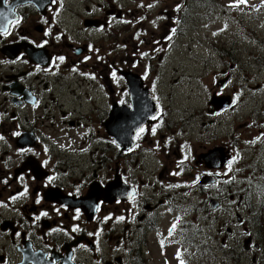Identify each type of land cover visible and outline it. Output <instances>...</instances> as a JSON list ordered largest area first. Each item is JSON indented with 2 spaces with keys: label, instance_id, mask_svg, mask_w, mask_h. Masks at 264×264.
<instances>
[{
  "label": "flooded vegetation",
  "instance_id": "af4514ba",
  "mask_svg": "<svg viewBox=\"0 0 264 264\" xmlns=\"http://www.w3.org/2000/svg\"><path fill=\"white\" fill-rule=\"evenodd\" d=\"M93 1L81 13L66 0H0V264H150L152 247L155 264H188L177 258L197 231L177 236L179 163L144 169L161 159L151 137L179 149L169 108L153 66L112 55L134 24L128 6ZM161 43L141 35L133 47L148 57ZM131 77L157 111L123 148L113 119L133 106Z\"/></svg>",
  "mask_w": 264,
  "mask_h": 264
},
{
  "label": "rangeland",
  "instance_id": "374dc122",
  "mask_svg": "<svg viewBox=\"0 0 264 264\" xmlns=\"http://www.w3.org/2000/svg\"><path fill=\"white\" fill-rule=\"evenodd\" d=\"M66 1L81 13L85 4L93 11L101 2ZM129 1L115 3L121 9L128 6L134 24L128 35L117 34L112 55L129 62L140 58V69L153 66L156 91L169 108L168 121L176 130L182 155H173L178 153L176 144L170 146L173 141L155 135L151 139L161 159L151 155L144 169L150 173L169 162L179 163L177 187L185 190L176 194L178 213L184 217L177 236L183 237V228L188 234L197 231L184 259L188 264H264V0H165L166 6H157L154 0ZM235 1L239 6L233 5ZM160 11L174 20L158 31L165 20ZM172 27L176 32L164 42ZM103 35L98 31L94 39ZM141 35L154 40L163 36L160 50L144 57L139 48L144 46L133 47ZM135 67L138 64L129 65L133 71ZM213 95L224 104L231 97L234 107L214 112ZM213 148H223L230 159L222 169L208 172L197 157ZM212 173L218 175L216 183L198 185V179ZM155 254L159 259L152 247L150 264H155Z\"/></svg>",
  "mask_w": 264,
  "mask_h": 264
},
{
  "label": "water",
  "instance_id": "95a60500",
  "mask_svg": "<svg viewBox=\"0 0 264 264\" xmlns=\"http://www.w3.org/2000/svg\"><path fill=\"white\" fill-rule=\"evenodd\" d=\"M131 81L133 83V84L131 83V86L133 88L132 93L134 92V95H135V97H132L133 106L131 110L126 114H123L122 112L121 113L115 112L114 119H113V122H114L113 130H114L115 141L117 142V144L121 145L123 148L128 147L127 144H124V143L128 141H132V138L135 132L138 131L144 125V123L146 122L148 118H150V116L152 118V116H154L157 111L156 107L154 106L155 103L153 104L150 101V99L147 97L148 96L147 93L146 92L143 93V91L141 90L142 88L141 83H139V81L136 80L134 77H131ZM134 83H136V85ZM143 102L145 103L142 105ZM218 102H219V99H215V97H212V100L210 103L213 104L215 110H219L220 108H222L225 105L227 106L228 104L227 101L225 102V104L218 103ZM140 105L142 106L140 107ZM121 117H125L124 123H123L125 130H123L120 133L118 129L122 127V122L120 124ZM116 120L119 121V123H117ZM128 122L129 124H128V130H127ZM227 160H228V157L225 156L223 148H213L212 150H209L207 153L200 155L198 158V162L203 161L205 166L209 169H220L227 162ZM209 182H213V178L205 177L200 180V183H203V184L209 183Z\"/></svg>",
  "mask_w": 264,
  "mask_h": 264
},
{
  "label": "snow or ice",
  "instance_id": "6c2138e0",
  "mask_svg": "<svg viewBox=\"0 0 264 264\" xmlns=\"http://www.w3.org/2000/svg\"><path fill=\"white\" fill-rule=\"evenodd\" d=\"M241 2H244V0H241ZM60 59L63 60V57H60ZM113 75H115L114 72H113ZM139 131H140V132H143L144 129L141 128ZM154 132H155V128L153 129V133H154ZM230 163H231V162H230ZM50 179H51V178H50ZM37 202H38V201H37ZM42 215H46V213H42ZM38 218H39V217H37V219H38ZM120 219H123V218L121 217ZM172 228L175 229V225H173ZM74 230H75V229H74ZM170 234H171V230H170Z\"/></svg>",
  "mask_w": 264,
  "mask_h": 264
},
{
  "label": "bare ground",
  "instance_id": "6f19581e",
  "mask_svg": "<svg viewBox=\"0 0 264 264\" xmlns=\"http://www.w3.org/2000/svg\"><path fill=\"white\" fill-rule=\"evenodd\" d=\"M248 238H251V236H248ZM258 246V250L260 249V247H261V245L260 244H257ZM231 250L230 251H233V249L232 248H230ZM260 253H261V249H260ZM232 254V253H231ZM226 256H227V258L229 259L230 258V252H227V254H226ZM234 260H232V262H233Z\"/></svg>",
  "mask_w": 264,
  "mask_h": 264
},
{
  "label": "trees",
  "instance_id": "16d2710c",
  "mask_svg": "<svg viewBox=\"0 0 264 264\" xmlns=\"http://www.w3.org/2000/svg\"><path fill=\"white\" fill-rule=\"evenodd\" d=\"M256 61L258 62V60L256 59Z\"/></svg>",
  "mask_w": 264,
  "mask_h": 264
}]
</instances>
